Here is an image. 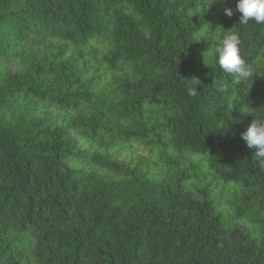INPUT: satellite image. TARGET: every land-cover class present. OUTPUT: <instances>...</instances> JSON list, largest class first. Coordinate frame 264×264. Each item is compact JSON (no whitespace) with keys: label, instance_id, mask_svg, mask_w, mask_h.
<instances>
[{"label":"trees","instance_id":"16d2710c","mask_svg":"<svg viewBox=\"0 0 264 264\" xmlns=\"http://www.w3.org/2000/svg\"><path fill=\"white\" fill-rule=\"evenodd\" d=\"M235 3L0 0V264H264V24ZM226 30L253 79L210 57Z\"/></svg>","mask_w":264,"mask_h":264},{"label":"clouds","instance_id":"9594fccd","mask_svg":"<svg viewBox=\"0 0 264 264\" xmlns=\"http://www.w3.org/2000/svg\"><path fill=\"white\" fill-rule=\"evenodd\" d=\"M235 9L240 13L239 23L242 25L254 21L256 25L264 24V0H236ZM224 12L231 17L233 9L226 7ZM241 40L237 31H228L217 38L209 55L225 73L234 77L237 84L253 79L252 67L240 55ZM193 86L187 89V95L196 96L200 80L191 78ZM247 147L255 148L254 156L258 162H264V115L252 119L247 129L241 134Z\"/></svg>","mask_w":264,"mask_h":264},{"label":"rangeland","instance_id":"374dc122","mask_svg":"<svg viewBox=\"0 0 264 264\" xmlns=\"http://www.w3.org/2000/svg\"><path fill=\"white\" fill-rule=\"evenodd\" d=\"M195 159L196 158H199V157H194ZM195 161V160H194ZM196 162V161H195ZM205 162V161H204ZM204 162H202V163H200V167L198 168V173H200V174H202V173H204L205 171H206V168H205V166H206V162L204 163ZM193 172V171H192Z\"/></svg>","mask_w":264,"mask_h":264}]
</instances>
